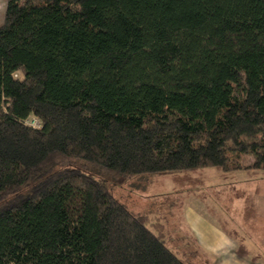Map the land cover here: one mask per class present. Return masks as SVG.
<instances>
[{
    "label": "trees",
    "instance_id": "trees-1",
    "mask_svg": "<svg viewBox=\"0 0 264 264\" xmlns=\"http://www.w3.org/2000/svg\"><path fill=\"white\" fill-rule=\"evenodd\" d=\"M205 167L264 169V0H6L0 264H190L99 178Z\"/></svg>",
    "mask_w": 264,
    "mask_h": 264
},
{
    "label": "rangeland",
    "instance_id": "rangeland-1",
    "mask_svg": "<svg viewBox=\"0 0 264 264\" xmlns=\"http://www.w3.org/2000/svg\"><path fill=\"white\" fill-rule=\"evenodd\" d=\"M5 6L6 0H0V24ZM16 76L21 74L17 72ZM241 161L247 165L252 156L244 154ZM99 180L128 209L146 214L150 222L161 223L166 245L190 264H264V250L248 249L251 246L236 248L235 243L240 241H230L233 247L228 239H218L223 238L219 232H227L242 241L245 229V235H249L247 242L251 243L252 231L258 237L264 234L259 214L255 217L250 203L245 205L243 198L250 193L246 191L248 185H257V195L264 191V169L225 172L205 167L131 179L114 176ZM230 186H236L235 193L228 190ZM231 219L239 221V229Z\"/></svg>",
    "mask_w": 264,
    "mask_h": 264
},
{
    "label": "crops",
    "instance_id": "crops-1",
    "mask_svg": "<svg viewBox=\"0 0 264 264\" xmlns=\"http://www.w3.org/2000/svg\"><path fill=\"white\" fill-rule=\"evenodd\" d=\"M3 21V20H2ZM236 186H230L231 189H228L229 191H231L232 193H235V188ZM256 187L257 185L256 184H253V185H248V188L246 189V191H249L250 193L246 194V196H244L243 198L245 199L246 203H244L245 205H248L250 203V206L253 208L254 210V216L256 217V213L259 214V218H260V224H262V227H264V222H262V219H264V191H262L260 194H256ZM244 201V202H245ZM234 212H237V209L233 210ZM261 215V217H260ZM252 220H255V222L257 221L256 218H252ZM251 220V221H252ZM231 223L233 224H237L238 225V229L240 228L239 226V221L238 220H234V219H231L230 220ZM249 224V222H248ZM219 233H222V234H219L221 237L223 238H218L219 240H222V241H225L228 239V243L230 241H237L239 243H235L236 245V248H241L240 246H242L243 249H246L248 248V246H251L250 248L248 249H256V250H264V234H262L261 236H257V232H254L252 231L251 232V243H248V236L249 235H245L246 233V230L243 229V240L241 241L240 238H237L234 234H231L230 236V233H225V232H219ZM227 234V235H226ZM249 234V233H248ZM245 236V237H244ZM231 244V243H229ZM250 244V245H249ZM232 245V244H231ZM235 245H232L233 247ZM237 250V249H236Z\"/></svg>",
    "mask_w": 264,
    "mask_h": 264
},
{
    "label": "built area",
    "instance_id": "built-area-1",
    "mask_svg": "<svg viewBox=\"0 0 264 264\" xmlns=\"http://www.w3.org/2000/svg\"><path fill=\"white\" fill-rule=\"evenodd\" d=\"M33 127H38V122L36 120H32L31 124Z\"/></svg>",
    "mask_w": 264,
    "mask_h": 264
}]
</instances>
